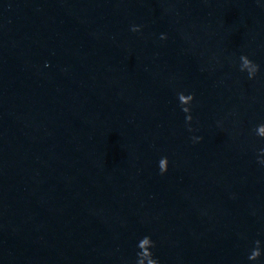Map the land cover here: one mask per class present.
<instances>
[{
  "label": "water",
  "instance_id": "1",
  "mask_svg": "<svg viewBox=\"0 0 264 264\" xmlns=\"http://www.w3.org/2000/svg\"><path fill=\"white\" fill-rule=\"evenodd\" d=\"M260 124L264 0H0V264H264Z\"/></svg>",
  "mask_w": 264,
  "mask_h": 264
},
{
  "label": "clouds",
  "instance_id": "2",
  "mask_svg": "<svg viewBox=\"0 0 264 264\" xmlns=\"http://www.w3.org/2000/svg\"><path fill=\"white\" fill-rule=\"evenodd\" d=\"M132 31L134 32H138L140 31V27L139 26H133ZM167 37L165 35H161V39H166ZM240 59L243 61V64L240 66V70L243 72L245 70V68L248 69L247 73H248V77L249 79H254L256 77V74L259 71V65H257L256 63H254L252 60H250L248 58V56L246 55H241ZM179 99L183 100L184 99V95L182 93H178ZM189 99H194V94H188ZM182 112H187L188 109L186 108H181ZM186 122L188 120H192L193 117L189 116L186 117ZM258 132H257V136L264 139V124H260L257 126ZM191 131V129H189ZM200 139H202L201 137H194L193 140L198 142ZM260 153H264V148L260 149ZM261 164H264V162H260ZM159 170H160V174L163 175L164 173H166L168 171V159L167 157H162L159 161ZM149 239H151L152 241V245L154 249L156 247L155 241L152 240V238L150 236H144L142 237L138 243H137V248L139 249V251L136 253V255H139L140 252V245L141 242H147ZM255 247L253 248V253L250 254L248 256L249 260H258L261 257V242L259 240H256L255 242ZM152 254L154 256V253L152 251ZM157 260V264H160V261L158 258H156Z\"/></svg>",
  "mask_w": 264,
  "mask_h": 264
}]
</instances>
